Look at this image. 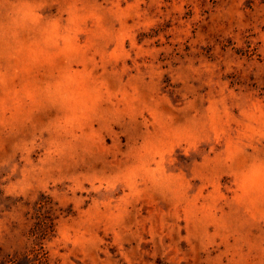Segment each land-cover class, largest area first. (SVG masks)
<instances>
[{
    "label": "rangeland",
    "instance_id": "obj_1",
    "mask_svg": "<svg viewBox=\"0 0 264 264\" xmlns=\"http://www.w3.org/2000/svg\"><path fill=\"white\" fill-rule=\"evenodd\" d=\"M264 0H0V264H264Z\"/></svg>",
    "mask_w": 264,
    "mask_h": 264
},
{
    "label": "clouds",
    "instance_id": "obj_2",
    "mask_svg": "<svg viewBox=\"0 0 264 264\" xmlns=\"http://www.w3.org/2000/svg\"><path fill=\"white\" fill-rule=\"evenodd\" d=\"M237 204H264V158H252L241 162L233 175Z\"/></svg>",
    "mask_w": 264,
    "mask_h": 264
}]
</instances>
